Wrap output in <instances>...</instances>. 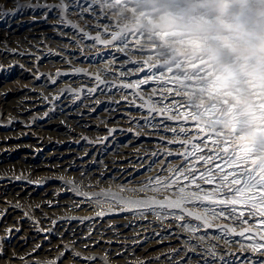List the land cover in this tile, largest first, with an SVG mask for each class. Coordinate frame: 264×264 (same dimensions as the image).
Here are the masks:
<instances>
[{"label": "bare ground", "instance_id": "bare-ground-1", "mask_svg": "<svg viewBox=\"0 0 264 264\" xmlns=\"http://www.w3.org/2000/svg\"><path fill=\"white\" fill-rule=\"evenodd\" d=\"M28 2L0 0V66L7 70L0 76V214L6 212L0 216V264H170L164 254L182 247L188 233L175 222H164L163 228L174 229L182 238L161 243L154 236L161 230L156 214L169 209L157 207L147 216L155 227L141 225V217L126 210V201L163 197L166 203L180 195V186L173 191L155 181L142 183L157 175L162 160H145L143 167L127 162L113 167L111 161L135 159L137 149L140 156L171 150V162L159 172L163 180L181 162L174 158L177 153L198 146L205 156L230 155L233 164L238 161L244 169L264 175V0H104L106 19H87L80 26L95 24L100 31L89 30L91 37L124 38L107 46L90 40L69 43L75 41L70 28L64 29L69 37L56 36L53 16L47 23L33 24L26 12L15 18L3 15L22 10ZM234 8L242 19H235ZM125 59L138 66L125 64ZM122 66L129 69L126 74ZM96 76L105 80L99 84L103 92L89 93L98 86ZM141 79L148 83L123 87ZM61 90L55 113L39 119L53 107L40 94L50 98ZM146 102L154 103L157 111L145 108ZM165 106L173 111L161 114ZM145 117L159 129L141 127ZM129 121L139 124L130 126ZM112 128L118 131L106 153L98 151L99 143H89ZM173 128L188 135H174ZM82 134L88 139L81 140ZM137 135L141 139L135 147L125 146ZM200 138L203 144H198ZM164 140L192 143L163 148ZM113 149L123 155L116 156ZM121 166L128 171L121 173ZM32 180L39 186H31ZM185 191L193 189L186 184ZM213 207H185L206 214L208 220V225L191 221L200 225L196 242L251 254L249 241L224 232L246 227L255 231L254 221L243 224L219 215L214 219ZM100 212L105 215L97 216ZM188 254L192 258L185 264H197L193 251ZM183 256L182 251L176 260Z\"/></svg>", "mask_w": 264, "mask_h": 264}, {"label": "snow or ice", "instance_id": "snow-or-ice-1", "mask_svg": "<svg viewBox=\"0 0 264 264\" xmlns=\"http://www.w3.org/2000/svg\"><path fill=\"white\" fill-rule=\"evenodd\" d=\"M103 2L104 0H40L39 3H33L29 0L27 5L22 10H17L15 13H4L3 15L7 16L11 14L13 15V18H15V16H22L26 12L31 16V23L33 24L47 23L48 18L53 16L57 23L51 25V28L56 36L60 38L69 37V32L64 31V29H71V36L75 37V41L70 39L69 43H84L85 40H90L93 43L99 42L105 46L116 41L123 43L124 38L114 34H111L110 40L106 37L101 38L99 35L91 37L89 35V30L95 32L100 31L95 24L85 23L83 26H80V22L87 19L96 20L99 17V22H103V20L106 19V17L102 15L101 4ZM59 42L61 41L57 40V43ZM16 51V49H12L13 53ZM20 55H24V53H20ZM124 63H131L134 66H138L136 62L129 61L127 59H125ZM11 67L12 66H9L8 70H10ZM5 71L7 70L0 66V76H3ZM122 71L126 74L129 69L122 66ZM96 80L99 82L98 86L90 88L88 90L89 93H96L97 91L103 92V89L99 87V84H104L105 80L101 79L100 76H96ZM52 83H56V80L53 79ZM146 83H148V80L141 79L138 84L125 83L123 84V87L136 89L139 88L140 85ZM63 92L64 90H61L60 93L51 96L50 98L48 96H44L43 93L40 94L43 96L44 100L48 101L50 99V101L53 102V107H51L49 111H46L44 116L39 119H43L45 117L50 118L51 114L55 113L57 107L59 106V101ZM78 98L79 97L77 96V99ZM141 99L143 98L141 97ZM100 103V101H97V104ZM116 104L117 107H119L120 102L116 101ZM143 106L152 113L157 111L154 103L146 102ZM165 111L172 112L173 108L165 106L159 109L161 114ZM169 119H171V117H169ZM61 123H64V121H61ZM132 123L139 124V121H129L130 126ZM144 125H151L153 129H159L158 125H152L151 118L149 117L144 118V122L141 127ZM163 127L171 126L164 124ZM116 131H118L117 128L109 129L107 136L99 139V141H89V143H99L102 147L98 149V151L106 153L108 151V141L110 138L114 139L113 134ZM172 132L177 136L181 133L185 136L188 135V133L180 131L176 132L174 128L172 129ZM82 139L87 140L88 138L83 137ZM140 139L141 137L137 135L134 140H129L125 146L135 147V141ZM177 142L180 143L181 147L185 146V143H192L191 141L164 140L160 146L166 148L169 144ZM203 142L204 138H200L198 140V144H203ZM113 152L116 156L123 155L118 149H113ZM139 152L140 150L137 149L135 159H132L131 156H129L126 161L113 159L111 164L113 167H116L117 165H122L124 162L139 163L141 167H143L145 160H151V163H156L157 160H162V166L158 170L157 175L150 177L149 181L142 183L145 186H148L155 181L159 187H163L165 190L171 188L173 191L176 190L177 185L180 186V195L176 198L167 200L166 203L163 197H161L160 200L154 199L150 202L144 200L136 201L132 199L126 201V203L130 205V207L126 210L134 216L138 214L141 217L139 221L141 225L147 222L155 227L156 225L153 224L152 221H147V216L151 215L157 207L169 209L167 212H158L156 214V219L160 222L161 230L155 232L154 236L157 237L161 243L165 238L169 241L173 239L181 240L182 238L181 233L175 231L174 229L163 228L162 225L164 222H167L168 224L175 222L177 224V228H182L186 233H188V235L183 237L182 247L174 248L171 253L164 254L170 264L171 261L174 260L175 264H185L186 260L192 258L188 254L189 250H192L194 255L197 256V264H264V175H261V173L255 172L252 169H244L238 161L233 164V157L230 155H224L218 152H215L213 155L212 152H209L207 156H205L204 148L193 146L191 151H185L175 155L174 158L180 160L181 162L174 166L169 176L161 180L159 172H164L167 164L171 162V158L173 157L172 151L170 150L169 152L162 154L159 149H156L151 152V156H140ZM197 154H199V156ZM165 156L168 157V159H164L163 157ZM192 158H196L194 164H190V160ZM216 160H220L222 163H215ZM201 164L208 166L201 171L199 168ZM186 165L189 166L186 168ZM148 167H151V164H149ZM105 168L107 169L108 165H105ZM118 170L121 173L128 171V169H125L122 166ZM101 176H103V173H101ZM16 179L20 180L21 177L17 176ZM200 181H203L204 183L201 184L199 183ZM186 184L190 185L193 189L190 194L185 191ZM132 191L136 192L137 190L133 188ZM191 204L214 206L210 209L214 219L217 215H219L224 219L235 217L243 224H251L254 221L255 231H253L252 227H246L238 233L235 231V228H227L224 232L225 236L228 232H231L234 235L243 237L245 240L249 241L250 243L247 247L251 249V254L228 253L223 250L219 244L209 243L207 246H202L200 243H197L194 237L200 230V225L191 221H201L204 225H208V220L206 214L186 211L185 207ZM215 206H218V212ZM4 214H6V212L0 214V216ZM25 215L27 216L28 213H25ZM104 215L105 213L103 212L97 213V216ZM52 223L55 225L57 221L53 220ZM128 226L129 225H125L124 227ZM11 231L13 230L10 229L9 232ZM14 231L19 232V229H14ZM45 231L50 232L51 229H47ZM207 235L208 233H203V236ZM37 247H39V245ZM182 251L184 252V256L181 257V259L176 260V257L179 256ZM157 259H160V257H157Z\"/></svg>", "mask_w": 264, "mask_h": 264}, {"label": "rangeland", "instance_id": "rangeland-1", "mask_svg": "<svg viewBox=\"0 0 264 264\" xmlns=\"http://www.w3.org/2000/svg\"><path fill=\"white\" fill-rule=\"evenodd\" d=\"M232 10V12H234V14H235V16H236V18L235 19H242L243 17L239 14V10L237 9V8H234V9H231ZM236 10V11H235ZM131 132V131H130ZM82 136V137H81ZM83 137H86L84 134H82V135H80V139L82 140V138ZM31 186H33V187H37V186H39V183L37 182V181H35V180H32L31 181V183H29Z\"/></svg>", "mask_w": 264, "mask_h": 264}]
</instances>
